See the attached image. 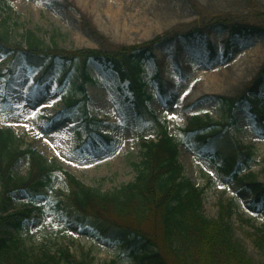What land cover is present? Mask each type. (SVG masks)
Returning a JSON list of instances; mask_svg holds the SVG:
<instances>
[{"label":"rangeland","instance_id":"1","mask_svg":"<svg viewBox=\"0 0 264 264\" xmlns=\"http://www.w3.org/2000/svg\"><path fill=\"white\" fill-rule=\"evenodd\" d=\"M4 2L11 10L5 13H11L15 22L8 28L11 44H23L24 30L36 32L43 47L65 51H110L161 38L154 46V59L143 64L142 79L151 97L148 108L178 143L177 161L183 177L202 191L204 218L216 220L219 206L231 204L234 214L228 224L233 240L254 264H264V251L256 246L257 231H264V203L257 205L241 183L251 174L264 184V126L258 129L251 114L254 93L241 98L264 67V0ZM231 27L261 31L231 36ZM9 63V57L0 56V102L6 105L5 109L0 106V127L13 130L24 143L22 149L30 146L48 166L60 168L101 193H111L134 180L133 164L141 161V138L155 141L157 130L140 129L132 97L114 73L89 61L87 71L93 84L86 87L88 102L69 113L65 102L80 98L76 66L59 64L54 77L42 83V70L22 65L7 74ZM158 79L163 82L161 88ZM262 80L260 101L254 103L258 106L264 102V77ZM224 99L238 100L232 112ZM17 104L24 107L17 108ZM49 104L51 107L46 106ZM14 113H35V118L25 120L24 115ZM86 113L95 124L89 139ZM190 116L229 124L230 135L252 154L249 170L236 179L218 173L221 162L214 164L210 153L197 151L181 135ZM23 124L28 128L17 126ZM28 170L26 160L21 159L13 172L25 178ZM1 192L0 184V199ZM58 193H66V188L56 177L51 191L34 202L23 191L10 195L6 203L10 211H33L19 231L3 229L11 242L0 259L3 264H19V256L29 260L58 256L61 250H70L74 259L59 264H78L86 258L90 264H139L94 230L68 224L51 205Z\"/></svg>","mask_w":264,"mask_h":264},{"label":"trees","instance_id":"2","mask_svg":"<svg viewBox=\"0 0 264 264\" xmlns=\"http://www.w3.org/2000/svg\"><path fill=\"white\" fill-rule=\"evenodd\" d=\"M5 12L11 10L4 0H0V55L11 57L8 73L22 65L31 69L42 68L43 81L55 74L59 64L76 66L81 100H69L66 103L67 111L72 113L78 105L87 102L85 88L93 83L87 64L93 61L112 71L120 83L127 84L138 126L141 130L155 126L158 138L155 143L141 144V161L133 164L136 175L131 183L111 193H101L83 185L60 168L48 166L30 147L22 149L23 143L11 131L0 129V259L8 253L11 243L3 229L19 231L29 222L33 211H10L6 207V203L11 200L10 195L23 191L34 202L45 191H51L54 179L58 177L66 193L54 195L51 202L54 210L67 223L89 227L103 239L118 244L124 255L135 258L139 264H254L247 258L243 248L233 240L234 234L228 224L234 214L231 204L219 206L216 220L204 218L202 191L183 177V169L177 161L178 143L148 109L147 103L151 97L145 91L142 67L143 63L154 59V46L161 38L110 51H65L57 47H43L36 32L24 30L23 44H11L8 28L13 16ZM15 26L18 27L17 24ZM250 31L257 34L261 30L238 27L229 29L231 36L248 34ZM263 77L264 67L241 96L248 99L247 93H254L250 107L258 129L264 126V102L260 107L254 103L258 101ZM157 82L161 87L159 79ZM224 100L232 112L238 100ZM85 123L90 134L92 125ZM227 126L191 116L186 127L181 130V135L197 151L211 153L214 161H220L219 171L222 174L236 179L243 170H249L253 158L249 151L235 142ZM208 129H211L209 133L206 132ZM21 159L26 160L29 168L25 178L13 172ZM241 183L254 195L257 205L264 203V184L257 182L251 174L242 178ZM257 232L256 246L264 251V231ZM63 259H74L70 250H61L58 256L44 255L34 260L19 256L18 263L59 264ZM90 261L86 258L77 263L90 264ZM0 264L3 263L0 261Z\"/></svg>","mask_w":264,"mask_h":264},{"label":"snow or ice","instance_id":"3","mask_svg":"<svg viewBox=\"0 0 264 264\" xmlns=\"http://www.w3.org/2000/svg\"><path fill=\"white\" fill-rule=\"evenodd\" d=\"M185 95H187V93H185ZM47 107H51V105H46ZM17 108H23L24 105L23 104H17L16 105ZM14 115H24V119L25 120H28V119H34L35 118V113H31V114H18V113H14ZM170 118H175V117H170ZM11 126V125H10ZM17 126H20V127H23L25 129L28 128V125L27 124H23V125H17ZM57 155H59V153H57Z\"/></svg>","mask_w":264,"mask_h":264}]
</instances>
